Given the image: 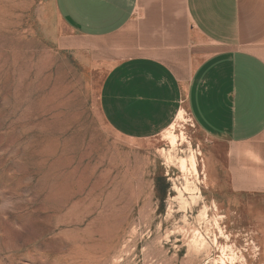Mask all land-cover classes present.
I'll use <instances>...</instances> for the list:
<instances>
[{
    "label": "rangeland",
    "instance_id": "1",
    "mask_svg": "<svg viewBox=\"0 0 264 264\" xmlns=\"http://www.w3.org/2000/svg\"><path fill=\"white\" fill-rule=\"evenodd\" d=\"M88 46L54 0H0V264H264V140L214 141L185 110L119 134Z\"/></svg>",
    "mask_w": 264,
    "mask_h": 264
},
{
    "label": "crops",
    "instance_id": "2",
    "mask_svg": "<svg viewBox=\"0 0 264 264\" xmlns=\"http://www.w3.org/2000/svg\"><path fill=\"white\" fill-rule=\"evenodd\" d=\"M54 8L107 67L100 105L114 131L151 137L185 110L214 141L264 140V0H54Z\"/></svg>",
    "mask_w": 264,
    "mask_h": 264
},
{
    "label": "bare ground",
    "instance_id": "3",
    "mask_svg": "<svg viewBox=\"0 0 264 264\" xmlns=\"http://www.w3.org/2000/svg\"><path fill=\"white\" fill-rule=\"evenodd\" d=\"M185 112V111H184ZM189 116V115H188ZM176 136H174V135H171L170 136V141H171V143H172V145H174L175 144V142H176ZM183 163V162H182ZM193 163L195 164V161L193 160ZM184 163L182 164V167H184ZM195 167V166H194Z\"/></svg>",
    "mask_w": 264,
    "mask_h": 264
}]
</instances>
